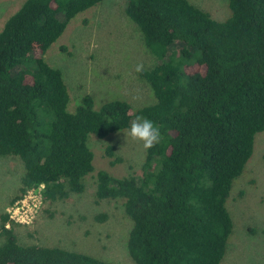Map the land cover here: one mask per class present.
Here are the masks:
<instances>
[{
  "label": "trees",
  "instance_id": "16d2710c",
  "mask_svg": "<svg viewBox=\"0 0 264 264\" xmlns=\"http://www.w3.org/2000/svg\"><path fill=\"white\" fill-rule=\"evenodd\" d=\"M102 1L25 0L0 30V156L24 169L10 203L41 185L46 203L83 193L94 171L88 137L143 116L161 129L160 143L146 150L138 178L96 172V202L122 201L134 264H221L233 231L226 203L264 131V0H226L223 20L189 0H127L126 18L158 61L139 72L155 101L96 106L84 95L70 111L62 73L45 55ZM14 225L0 215V264H117L21 244Z\"/></svg>",
  "mask_w": 264,
  "mask_h": 264
},
{
  "label": "rangeland",
  "instance_id": "374dc122",
  "mask_svg": "<svg viewBox=\"0 0 264 264\" xmlns=\"http://www.w3.org/2000/svg\"><path fill=\"white\" fill-rule=\"evenodd\" d=\"M24 1L0 0V30ZM189 1L217 20L229 15L226 0ZM126 3L103 0L77 15L48 49L45 59L62 73L70 111L84 95L92 96L96 106L123 100L139 109L155 101L150 86L135 68L142 64L143 70L149 69L158 61L144 48L139 31L126 18ZM129 129L104 139L88 137L94 171L86 177L83 193L42 202L34 212L24 208V222L12 221L21 244L58 247L117 264H134L127 251L132 223L124 214L122 201L96 202L94 197L98 171L118 178L141 176L146 150L142 142L129 137ZM108 147L113 149L111 157L107 156ZM23 173L19 158L0 156V215L7 214L18 201L19 205L22 200L30 204L26 194L10 203L18 194ZM226 207L233 231L221 264H264V131L255 136L252 156L233 182Z\"/></svg>",
  "mask_w": 264,
  "mask_h": 264
},
{
  "label": "clouds",
  "instance_id": "9594fccd",
  "mask_svg": "<svg viewBox=\"0 0 264 264\" xmlns=\"http://www.w3.org/2000/svg\"><path fill=\"white\" fill-rule=\"evenodd\" d=\"M142 70L143 65L137 64L135 71L140 72ZM128 135L131 139L142 142L145 150L154 147L162 139L161 129L152 120L139 115L130 121Z\"/></svg>",
  "mask_w": 264,
  "mask_h": 264
},
{
  "label": "built area",
  "instance_id": "2783aa9c",
  "mask_svg": "<svg viewBox=\"0 0 264 264\" xmlns=\"http://www.w3.org/2000/svg\"><path fill=\"white\" fill-rule=\"evenodd\" d=\"M42 189H43V186L41 185L40 187H38L36 189H32V190L27 191L25 193L27 195V196H25V198L31 199L30 204L25 205L24 200L20 201L21 205H19L20 204L19 201L16 202L15 205L13 207H11L7 213L9 216V219L11 221L23 223L24 219L27 218V216L25 215L26 211L24 210V208L29 209V211H31V212H34L35 209H37L38 206L40 204H42V202H43V198H42V194H41Z\"/></svg>",
  "mask_w": 264,
  "mask_h": 264
}]
</instances>
